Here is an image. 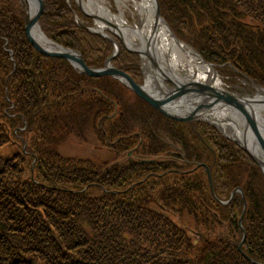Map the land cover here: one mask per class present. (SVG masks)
Returning <instances> with one entry per match:
<instances>
[{"label": "trees", "instance_id": "16d2710c", "mask_svg": "<svg viewBox=\"0 0 264 264\" xmlns=\"http://www.w3.org/2000/svg\"><path fill=\"white\" fill-rule=\"evenodd\" d=\"M159 3L174 33L196 47L204 58L226 62L264 84V0ZM55 7L43 0L39 19L44 21L54 15ZM62 7L63 3H59L58 9ZM18 8L15 1L0 0V14L9 18L0 23V35L6 37L4 41L7 39V43L0 40V264H254L244 257L242 247L249 249L248 256L264 259V254L251 251L248 240L238 251L236 245L226 242L227 246H221L217 253L212 246L194 249L189 244L187 223L209 237L216 227L220 206L208 190L204 168L192 170L203 161L199 153L193 152L195 155L187 160L177 152L173 163L171 159L143 161L141 152L152 153L149 146L142 149L143 142L138 146V136L149 143L161 136L146 112L129 110L134 113L124 122L125 112L119 108L116 122L120 128L110 126L118 129L109 134L116 158L99 161L56 151L60 143L48 142L49 127H43L46 122L55 123L52 129H73L78 119V131L70 132L77 140L73 143L84 144L88 136L101 141L105 122L101 118L100 122L95 120L98 108L106 104L110 111L111 101L121 96L109 91L106 84L110 77L78 73L64 58L38 54L25 35L22 18L12 17ZM44 23L48 25L47 21ZM10 26L13 29L8 31ZM63 26L65 19L52 21L50 27L59 31L51 37L78 48L89 64L88 57L96 56L100 47L96 46L97 35L84 33L77 24L68 32ZM23 119L28 122L25 129ZM88 120L92 126L85 124ZM34 124L38 125L36 134L28 129ZM81 127L86 130L79 131ZM194 138L189 137L192 142ZM216 138L221 140L220 152L225 147L233 148L222 143L225 139ZM157 144H153L152 151L163 152V143ZM201 145L209 152L210 146ZM131 148L136 159L121 162L119 159ZM207 164L214 169L212 177L214 171L231 164L243 171L249 169L242 165L244 162L215 161L212 156ZM187 181L199 183L198 195L173 191ZM221 182L220 186H226ZM194 198L209 205H185L186 200ZM235 201L236 197L232 202ZM241 203L223 209L237 229H241L236 221ZM249 209L245 210L249 220H259V229L264 230V208L259 210L258 205H252ZM203 221L208 225H202ZM243 221L246 225V216ZM213 235L215 238L207 240L219 238L220 234ZM262 240L261 237L257 245H262ZM204 252L213 253L204 257Z\"/></svg>", "mask_w": 264, "mask_h": 264}, {"label": "rangeland", "instance_id": "374dc122", "mask_svg": "<svg viewBox=\"0 0 264 264\" xmlns=\"http://www.w3.org/2000/svg\"><path fill=\"white\" fill-rule=\"evenodd\" d=\"M16 2L18 8V11H15L12 13V17H15V15L20 16L22 18L23 28L25 32V25L27 24L29 17L35 8V2L34 0H11L12 2ZM32 1V2H31ZM42 5H43V0ZM51 2V5L54 4L56 7L54 11L52 12L54 15H50L49 17L45 18L44 21L48 22V25L44 23V21H41L38 16L36 22L33 24L32 28V34L34 33L35 29H38L39 32H41L48 40L50 45L46 46L40 41L36 40L37 44H39L41 47L50 49V51H60L64 48L70 51H75L80 54L82 60L84 61V58L80 52V50L76 47L66 45L59 40L55 39L54 37H51L54 35L55 32H58L59 30L50 27L51 22L55 21V19H60V22H63L65 19L66 26L64 27L67 32L70 31L71 26L74 24L80 25L85 31L86 34L94 35L98 38V41L96 42V46H100L98 51H96V56L94 54L91 55V57H88L89 64H87L85 61L84 63L87 65V67L91 69H105V65H110L109 67L114 68L119 71H123L126 73L136 84L142 85L145 83V77L144 73L148 72L149 68L151 66L155 67V65L158 63L156 59H153L151 54L146 57L145 55H142L137 49L143 48L144 45H141L140 38L136 37V40H133L135 34L131 32L129 29L128 31H123L120 28L114 29L115 25L110 20L105 18L103 20V25H99L97 23V19L94 14L87 12L81 3L80 0H49ZM87 1V0H84ZM140 3V0H101V3L105 6V8L109 11V14H116L121 19L125 20L129 25L135 26L136 23L138 24V21L140 20V15L137 11V4ZM152 5V14L156 19L155 15H159L161 18L160 21L162 22L169 30V34L172 36L174 40H176V43L182 44L189 49H191V55L196 58L197 60H201L202 62H205L209 64L212 67V72L214 73V77L220 82L217 89L221 92L227 93L229 95H235L239 98H245L247 96L251 97L254 94L258 92L264 93V84H260V82L257 80L256 77L252 76L251 74H245L238 68L234 66H228L226 62H218V61H209L208 59L204 58L201 53L197 50L196 47L191 46L187 42H185L183 39L179 38L173 31L171 25L168 23L167 19L164 17L161 8L159 0H150ZM63 3V7L58 9V4ZM15 7V3L14 6ZM47 7H50V4H47ZM111 12V13H110ZM59 14L61 16H59ZM123 14V15H122ZM3 19L5 21H9V18L6 16H2L0 14V23H3ZM137 21V22H136ZM154 25V24H153ZM6 26V25H3ZM34 26H37L38 28H34ZM62 27V28H63ZM120 27V26H118ZM10 29H13V26H10L8 31ZM152 30V29H151ZM72 31V30H71ZM143 31V30H142ZM139 30V32H142ZM120 32V33H119ZM151 33V31H150ZM26 35V32H25ZM150 35V34H149ZM34 36V35H33ZM154 35L150 36V45L153 48L155 46V42L152 40V37ZM27 37V36H26ZM3 38H6L5 36L0 35V40L2 42L7 43L3 40ZM35 38V37H34ZM58 39H61V37H57ZM132 38L131 43L129 45V40ZM161 37L159 36V39ZM28 39V38H27ZM135 41V42H134ZM30 42V41H29ZM31 43V42H30ZM33 46V45H32ZM178 45H175V48H177ZM33 48L38 52V54H42L47 57H59V56H52L42 53L41 51H38L34 46ZM10 50V49H9ZM181 50V49H180ZM155 51L159 54V61L164 65L167 69V72L173 73V75L180 78L182 81V84L185 85L187 78V73L183 72V66L179 62H185V58L187 55H183L181 57V53H178V60H176L173 53L177 55L176 52H171V56L167 57H161L160 52L156 49ZM194 51L196 53H194ZM197 54V56H196ZM10 59H12V52L10 51L9 54ZM173 57V58H172ZM63 58V57H61ZM184 58L183 60H180ZM14 59V58H13ZM66 59V58H64ZM171 60V61H170ZM67 62L70 63V65L78 72L86 74L83 70H81L79 67L74 66L69 60L66 59ZM153 61L155 63H153ZM195 60H193L192 66L195 68L197 66V63H194ZM13 62V60H12ZM144 64L142 65V63ZM175 63V64H174ZM187 64V63H186ZM264 67V62H262ZM13 65H15V62H13ZM124 67V69H123ZM128 68V70H126ZM143 69V70H142ZM192 69V68H191ZM126 70V71H125ZM197 71L196 69H192V71ZM143 72V73H142ZM198 71L194 74L197 76ZM88 75V74H86ZM94 77H104L106 76L110 77L109 84H106L109 86V91L112 95L117 94L120 95L121 98L119 100H112L111 106L112 109L108 111L107 105L102 104L98 110L99 113L96 116L95 120L97 122H100L101 119L104 120L103 126L105 127V135H103V139L96 138L95 140L90 139L88 136L87 142H84V144H77L73 143V141H77L71 135L70 132L72 131H78V119L76 120L75 128H66L59 127L58 129H52L55 128V123H49L46 122L43 127L44 129L46 127H49V129L46 131L48 135V142L52 144L60 143V147H57L56 151H59L61 154L66 155H82V157H87V159H96V160H106L108 161L111 159V157H115V151L113 150L112 143L114 141H110V132L113 130H116L120 128L116 122L118 119V113L119 108L123 110L125 113L122 115L123 121L126 120L127 117H129L133 113H128L129 110H136L137 112L144 111L148 115L151 116L150 122H152V125L155 126L156 130L158 131V134H161V136H157L158 140H153L154 142L149 143L148 140H146L142 135L138 136V146L140 142L144 143V148L150 147V151L152 154L148 153H142L141 154L145 158L143 161H150V159L156 161L162 162V160H170L173 162L176 161L177 152H181L187 160L189 157L194 156L195 153H199L201 156H199L200 159H202V162H199L196 164V167L192 170H195L198 167H203L202 172L206 174V177L208 179V190L214 195L216 198V202L220 206V209H218V216L216 217V227L214 228V232L209 234V237H206L205 235L202 236L200 231L198 229L192 228V225H189L187 223V228L189 230V239H190V245L194 247V249L197 248V246H212L215 253L219 252L221 246H227L226 242L232 245H236V251L239 249L241 250V246L244 243V241L248 240L250 242L251 251L254 252H260V254H264V230L259 229L260 222L257 219H254L253 221L249 220L248 212L246 214L245 210H250L249 207L252 205H258L259 210H262L264 208V174L261 171V166L258 162V159L261 160V158L258 156L257 153L252 152L247 146H244L240 142H237V139L235 137V131L238 129L236 128L237 125L234 122L233 119L230 117L229 114L220 112L217 114V116H213L212 119L209 118L213 112L206 113V118L202 116L195 117V114L192 113H185L182 111H178L177 109L174 112H169L171 108L168 110L165 109V106L169 103L174 102L175 100H178L180 98H183L185 96H188L190 94H200L205 96V98H208L210 102L213 104L207 105L204 104L203 106H199L202 104L196 105L197 109L199 108V112H202V110H210L214 105L220 104L221 109H237L240 113L243 114V112L237 108L233 103H229L223 99H220L216 97L213 90H211L212 86H209V84L204 83L206 81L205 78L195 79L196 85L191 86L194 87V89H190L189 87H185V90L181 92L178 96H175L174 98H170L166 100L164 103H162L161 108L169 113V114H163L160 112L157 108H154L147 100L142 98L140 95H138L131 87V85L128 83V81L124 80V82H121L119 80V75H111L108 73H103L101 75H91ZM194 77V76H192ZM212 79V78H211ZM171 80H173L171 78ZM166 76L162 77V81L165 85V88L169 89L170 87L174 90L178 91L180 90V87L178 84L174 81H171ZM213 80V79H212ZM204 81V82H203ZM180 84V83H179ZM197 85H203L206 86L205 90L200 89ZM178 86V87H177ZM177 87V89H176ZM214 88V87H213ZM216 89V88H215ZM95 90L98 92V88L95 87ZM171 95V94H170ZM151 97L155 98L154 96L150 95ZM109 97L105 96V98ZM190 101H193V97H189ZM195 102V101H194ZM244 105V104H243ZM78 106V105H76ZM75 106V107H76ZM245 110L249 107V105H244ZM180 107V106H179ZM189 109V106H187ZM181 108V107H180ZM196 107H194L195 109ZM257 109V107H255ZM64 110L61 111V115H63ZM223 113V114H222ZM260 116L262 119H264V110H259ZM60 114V113H59ZM60 115V116H61ZM185 117L187 120H182L180 117ZM64 117V116H61ZM92 116H90V119ZM101 118V119H100ZM244 118V117H243ZM23 127L22 129H25L28 125V122L26 119H23ZM214 120V121H213ZM83 122V120H81ZM201 121V122H200ZM125 122V121H124ZM86 125H91L92 123L90 120L85 121ZM209 124V125H208ZM264 129L263 122L260 121V123H257V128L259 134H261V137L264 140V135H262V132L260 131V126ZM65 125V124H64ZM123 125V122H122ZM212 125V126H211ZM236 125V126H235ZM110 126H115L118 128H111ZM124 126V125H123ZM38 125H29L28 129L33 131L34 134H36V129ZM52 129V130H51ZM189 129V130H188ZM86 130L85 128L81 127L79 131ZM255 137V141L259 143L256 134L253 132L252 129H250ZM16 131V129H14ZM59 131H61L59 133ZM70 133V134H69ZM190 133V134H189ZM69 134V135H68ZM68 135V136H67ZM63 136V137H60ZM192 136V138L195 136L194 141L192 142L189 137ZM221 137L226 140L225 144H228L232 146V149H229L227 147L223 148L220 152V147L218 143L221 141L217 139L216 137ZM44 138V135L42 136ZM60 137V138H59ZM67 137V138H66ZM59 138V139H58ZM108 138V139H107ZM45 139V138H44ZM58 139V140H57ZM110 139V140H109ZM100 141V143H98ZM163 143L164 151L163 152H153L152 148L156 145V143ZM192 142V143H191ZM155 144V145H153ZM157 144V146L159 145ZM201 144H207L210 146L209 152L205 150V148ZM58 145V144H57ZM168 145V149L166 150ZM261 153H264V150L262 146L260 145ZM53 147V146H52ZM49 147L50 151L51 148ZM55 147V148H56ZM141 149V150H142ZM163 149V148H162ZM132 150L126 152L119 160L123 163H128L129 160L134 161L133 159H136V155H132ZM257 154V155H256ZM236 155V156H232ZM264 155V154H263ZM212 156L213 160L225 162V161H235V162H244L242 164L243 166H247L249 169L246 171L241 170V168L235 166L234 164L229 165L228 167H221L218 172L214 171L213 177L211 172L214 170L212 168V164L209 166L207 164V161H209V158ZM117 157V156H116ZM115 157V158H116ZM130 157V158H129ZM35 158L33 159L34 162ZM247 164H250L249 166ZM242 166V167H243ZM32 168V167H31ZM255 170H258L255 171ZM245 173V175H242ZM219 174H222L221 177H219ZM242 175V176H240ZM260 175L262 178H260ZM226 177V178H225ZM222 180H221V179ZM262 179V180H261ZM226 183V186H220L223 184V182ZM198 182H193L189 184L187 181L183 185H179V187L175 188L173 191H184L185 194H188L192 192L193 195H198L197 189L199 187ZM86 188V186L84 187ZM222 191V192H220ZM224 192V193H223ZM215 193L218 195L216 196ZM237 194L240 197H237ZM237 198V201L232 202V200ZM181 198V197H180ZM239 198V202H238ZM179 198L176 199V202ZM242 205V210L239 215L236 217L237 224L240 226L241 229H237L233 227V224L229 219L225 217L226 213L224 214L223 209H227L228 205ZM185 205H209L206 203L203 199L199 200L194 198L192 200H186ZM248 205L249 207H247ZM247 217L246 225L243 221V219ZM258 216V215H256ZM190 221L192 224H194V221L192 218H190ZM251 221V222H250ZM243 222V223H242ZM202 225L207 226L208 224L205 223V221L202 222ZM240 230V232H238ZM233 231H237L236 235H231ZM208 229L205 234H207ZM219 232V238H216L214 240H207L209 238H215L213 234H216ZM231 236V237H229ZM262 237V245H257L258 240ZM229 238L230 240H227ZM244 246V245H243ZM248 246V245H247ZM213 251V252H214ZM242 251L245 253L244 257H246L249 261H251L254 264H264V259H254L250 256H248L249 249H243ZM213 252H204L203 256L207 257V254H212ZM240 253V252H238ZM247 260V261H248Z\"/></svg>", "mask_w": 264, "mask_h": 264}, {"label": "bare ground", "instance_id": "6f19581e", "mask_svg": "<svg viewBox=\"0 0 264 264\" xmlns=\"http://www.w3.org/2000/svg\"><path fill=\"white\" fill-rule=\"evenodd\" d=\"M80 1L83 5V8L87 12H90V13L95 15V17L97 19V23L99 25H103V20L105 18L110 19L115 25V28H114L115 30L117 28L118 29L120 28L124 32L128 31L127 29H129L131 32L134 31L133 33L135 35L132 36L134 38L133 40H136V37H137V38H140L141 45L145 44L143 48H140L137 50L142 55H145L146 57L150 53L152 58L156 59L158 63L155 65V67L151 66V68H149L148 72L144 73L145 83L142 84L141 86L147 93L154 96L155 99L165 100V98L167 96H169L170 94H172L173 92L176 91L171 87L169 89H167V87L165 88V85L162 81L163 76H166L170 80L172 78L173 80H171V81L176 82L179 87L185 86V87H189V88H192L191 86L196 85L195 79L200 80V78L207 77V78H205L206 81L205 82L203 81V82L209 84V86H212L211 89L216 90V92L222 93L221 90L219 91L217 89L220 82L218 81V78L216 79L214 77L213 72H215V71L212 72V70H213L212 67L209 64L194 58L191 55V53H192L191 49H189L188 47H186L182 44L175 42L176 40H174L172 38L173 35L171 36L169 34L168 28L162 23L163 21L161 20L159 15H155L156 19L153 16L152 5H151L150 0H140V3L138 2L136 8H137V11L140 15V20L138 21V24L136 23L135 26L127 24L126 22H124L125 20H123V18L121 19L116 14L115 15L109 14L108 13L109 11L105 8L106 5L104 6L101 3V0H87V1L80 0ZM34 11L35 10H32L31 14H33ZM160 21H162V22H160ZM118 26H120V27H118ZM34 28H38V27L34 26ZM139 30L140 31L143 30V31L139 32ZM150 31H151V33H150ZM125 34H126V32H125ZM33 35H34L36 40L40 41L44 45H46V46L50 45L49 40L41 32H39L38 29L34 30ZM152 35H154L152 37V40L155 42L156 49L160 52L162 58L167 57V56H171V52L177 53V55L175 53H173L174 56L176 57L175 58L176 60L179 59L178 53L182 52L181 57H183V55L184 56L187 55L185 58V62H179L183 66L182 67L183 72L187 73V77H189L186 79L188 81L185 82L186 83L185 85L182 84V81L180 80L179 77L173 75V73H171L170 71L167 72V69H163L165 67L161 63V61H159L160 60L159 54L155 51V46L152 48L150 45V36H152ZM159 36L161 37L160 39H159ZM131 40H132V38H130V40H129V45L131 43ZM175 45H178L177 48H175ZM194 53H196V52L194 51ZM196 56H197V54H196ZM183 59L184 58H182L180 60H183ZM193 60H195L194 63H197V66L195 68L192 66V63H191V62H193ZM153 63H155V62L153 61ZM143 64H144V62H143ZM191 68L196 69L199 74H197V76L194 75L197 71H194V70L192 71ZM192 76H194V77H192ZM119 80L121 82H124V79H122V78H119ZM177 87H176V89H177ZM189 97H193L194 100L190 101ZM235 97L237 99H239V101L241 103H243L244 105H249V107L246 109L247 113L251 118L254 119L256 124L260 123V121H261V122H263V125H264V119L261 118L260 113H259L260 109L264 110V93L263 92H258L251 97H249V96H247L245 98H239L237 96H235ZM198 103L202 104L199 106H203L204 104H207V105L213 104L212 102H210L208 100V98H205V96H203V95L190 94L188 96H185L183 98L175 100L172 103H169L168 105L165 106V109L168 110L169 108H171V110L169 112H174L177 109H179L178 111H182L185 113H190L191 111H193L192 113L195 114V117L203 115L204 118H206V116H205V115H207L206 113L213 112V114H211V116H209L210 119H212L213 116H217V114H219L220 112L229 114L230 117L233 119V123L235 122L237 125L236 128L238 130L235 131V137L237 139V142H240L244 146L246 145L252 152L257 153L258 156L261 158V160L264 163V155H263L264 153H261L262 151L260 150L259 143L255 141V137L249 128V125L251 126V123L249 122V124H248V122L246 121L245 114L240 113L239 111H237L236 108H235V110L234 109H228V111H227V108L221 109L220 104L214 105L210 110L204 109V110H202L203 111V113H202V112L198 111L199 108L197 109L196 105H198ZM187 106H189V109ZM194 107H196V108L194 109ZM255 107H257V109ZM189 110H190V112H189ZM258 127L260 128L262 135H264V129L261 127V124ZM262 169L264 171V165H263Z\"/></svg>", "mask_w": 264, "mask_h": 264}, {"label": "water", "instance_id": "95a60500", "mask_svg": "<svg viewBox=\"0 0 264 264\" xmlns=\"http://www.w3.org/2000/svg\"><path fill=\"white\" fill-rule=\"evenodd\" d=\"M35 2V8H34V13L33 14H29V20L27 22V24L25 25V32H26V36L28 38V40L31 42V44L38 50L41 51L44 54L47 55H52V56H59V57H63L66 58L67 60H69L74 66L79 67L81 70H83L86 74L88 75H101L103 73H108L111 75H119V77H121L122 79L128 81V83L131 85L132 89L138 94L140 95L142 98H144L145 100H147L154 108H157L160 112H162L163 114H169L167 112H165L162 108L161 105L162 103H164L166 100L170 99V98H174L175 96H178L181 92H183L185 90L184 86H180V90L178 91V89L173 92L171 95L167 96L165 98V100H159V99H155L153 97L150 96L149 93H147L141 85L136 84L126 73H124L123 71H119L116 70L114 68L109 67L110 65H105L106 68L105 69H91L89 67H87V65L84 63V61L82 60L81 56L79 53L75 52V51H70L64 48H60L62 50L60 51H50V49H46L41 47L39 44H37V42L35 41V38L32 34V28H33V24L36 22L41 10H42V1L41 0H34ZM200 89L205 90V88H207L206 86L203 85H197ZM190 89H194V87L190 88ZM213 90L214 94L216 95V97L223 99L229 103H233L237 108H239L243 114H245L246 116V121L251 123V126L249 125V128L253 130V132L256 134V137L260 143V145L262 146L263 150H264V140L261 137V134H259L258 132V128L256 125V122L254 121L253 118H251L248 113L247 110H245V106L243 105V103H241L239 101V99H237L235 96L233 95H229L227 93H220V92H216V90ZM182 120H187V118L180 117ZM246 146V145H245ZM258 162L261 166V168H263V161L258 159ZM262 173L264 174L263 169H261Z\"/></svg>", "mask_w": 264, "mask_h": 264}, {"label": "flooded vegetation", "instance_id": "af4514ba", "mask_svg": "<svg viewBox=\"0 0 264 264\" xmlns=\"http://www.w3.org/2000/svg\"><path fill=\"white\" fill-rule=\"evenodd\" d=\"M143 64V63H142ZM143 70V69H142ZM143 73V72H142Z\"/></svg>", "mask_w": 264, "mask_h": 264}]
</instances>
